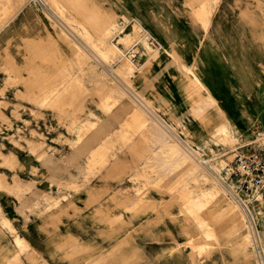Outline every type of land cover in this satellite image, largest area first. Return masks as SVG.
Returning <instances> with one entry per match:
<instances>
[{
    "label": "rangeland",
    "instance_id": "1",
    "mask_svg": "<svg viewBox=\"0 0 264 264\" xmlns=\"http://www.w3.org/2000/svg\"><path fill=\"white\" fill-rule=\"evenodd\" d=\"M241 149L264 153V0H0V264H264V208L253 234L200 163Z\"/></svg>",
    "mask_w": 264,
    "mask_h": 264
},
{
    "label": "built area",
    "instance_id": "2",
    "mask_svg": "<svg viewBox=\"0 0 264 264\" xmlns=\"http://www.w3.org/2000/svg\"><path fill=\"white\" fill-rule=\"evenodd\" d=\"M146 46L161 49L162 43L147 31ZM140 41L125 48L124 56L139 63L147 56V47ZM201 165L224 189L230 198L242 210L249 229L254 234L257 219L264 208V153H253L241 149L235 158L220 170L209 164V159L200 158Z\"/></svg>",
    "mask_w": 264,
    "mask_h": 264
},
{
    "label": "bare ground",
    "instance_id": "3",
    "mask_svg": "<svg viewBox=\"0 0 264 264\" xmlns=\"http://www.w3.org/2000/svg\"><path fill=\"white\" fill-rule=\"evenodd\" d=\"M50 2V1H49ZM219 4V3H218ZM80 10V9H79ZM81 11V10H80ZM87 11V10H86ZM85 16V15H84ZM55 19V18H54ZM58 23V22H57ZM63 26V25H62ZM83 26V25H82ZM63 28V27H62ZM64 30V29H63ZM68 31V30H67ZM68 34V33H67ZM69 35V34H68ZM71 35V34H70ZM70 37V36H69ZM73 39V38H72ZM75 40V39H74ZM85 41V40H84ZM87 42V41H86ZM78 44H80V43H78ZM91 46V45H90ZM92 47V46H91ZM93 48V47H92ZM107 48V47H106ZM165 51H168L167 49L165 50ZM81 52V51H80ZM84 52V51H83ZM159 53V52H158ZM158 53H156V55L158 54ZM80 55H81V53H80ZM83 55V54H82ZM78 56V55H77ZM113 56V55H112ZM87 58V57H86ZM90 58V57H89ZM125 62V61H124ZM124 62H123V64H124ZM80 63H82V62H80ZM84 63H85V61H84ZM123 64H122V68L123 69H125V71L124 72H122V73H127V78H129V80H130V77L131 76H129L130 74H132L133 72H134V70L131 68V67H123ZM125 65H127V64H125ZM83 66V65H82ZM88 66V65H87ZM129 66H130V64H129ZM85 71V70H84ZM91 75V74H90ZM126 76H124V77H126ZM129 76V77H128ZM90 77V76H89ZM125 79V78H124ZM92 80V79H91ZM127 81H128V79H126ZM86 81V80H85ZM107 85V84H106ZM84 86V85H83ZM105 86V85H104ZM131 86V85H130ZM115 88V87H114ZM130 88V87H129ZM104 91V90H103ZM118 91V90H117ZM57 92V91H56ZM89 92V91H88ZM105 92V91H104ZM123 92V91H122ZM132 92V91H131ZM108 93H110V92H108ZM120 93V92H119ZM138 93V92H137ZM86 95V94H85ZM110 95V94H109ZM108 95V96H109ZM113 95V94H112ZM122 95H123V93H122ZM58 96V95H57ZM111 96V95H110ZM109 96V97H110ZM119 96V95H118ZM85 97V96H84ZM113 97V96H112ZM111 97V98H112ZM59 98V97H58ZM113 99V98H112ZM111 100V99H110ZM114 100V99H113ZM75 105V104H74ZM132 105V104H131ZM76 106V105H75ZM74 107V106H73ZM149 107V106H148ZM108 108V107H107ZM132 108V107H131ZM135 108H138V107H135ZM76 109H77V107H76ZM69 110V109H68ZM140 110H138V112H139ZM72 112V111H71ZM134 112V111H133ZM142 113V112H141ZM148 114V113H147ZM219 117V116H218ZM220 118V117H219ZM122 119V118H121ZM126 119V118H125ZM128 119V118H127ZM127 119L125 120V121H127ZM133 119V118H132ZM79 121V120H78ZM140 121V120H139ZM222 121V120H221ZM224 121V120H223ZM134 122H136V121H134ZM138 123V122H137ZM146 123V122H145ZM215 123V122H214ZM125 124V123H124ZM129 124H130V122H129ZM152 124V123H151ZM121 125V124H120ZM155 125V124H154ZM89 126H90V124H89ZM89 126H88V128H89ZM95 126V125H94ZM93 126V127H94ZM128 126V125H127ZM139 126V125H138ZM143 126V125H142ZM156 126V125H155ZM113 127V126H112ZM132 127V126H131ZM221 127V126H220ZM87 128V129H88ZM138 128H140V127H138ZM225 128V127H224ZM84 129V128H83ZM90 129V128H89ZM131 129V128H130ZM129 129V130H130ZM158 129V128H157ZM126 130V129H125ZM135 130V132H136V134L138 133L137 131H136V129H134ZM133 130V131H134ZM140 130V129H139ZM92 131V130H91ZM128 131V130H127ZM81 132V131H80ZM130 132V131H129ZM135 132L134 133H132V134H135ZM82 133V132H81ZM121 133V132H120ZM120 133H119V135H120ZM89 134V133H88ZM91 134V133H90ZM123 134V133H122ZM127 134V133H126ZM83 135V134H82ZM85 135H87V134H85ZM144 135V134H143ZM162 135V134H161ZM126 136H128V135H126ZM132 136V135H131ZM92 137H94V136H92ZM103 137V136H102ZM130 137V136H129ZM128 138V137H127ZM138 138V137H137ZM141 138V137H140ZM144 138V137H143ZM152 138V137H151ZM83 139V138H82ZM125 139V138H124ZM130 139V138H129ZM146 139V138H145ZM123 140V139H122ZM138 140V139H137ZM143 140V139H142ZM92 141V140H91ZM147 141V140H146ZM93 142V141H92ZM123 142H124V140H123ZM157 142V141H156ZM136 144H137V142H135ZM140 143V142H139ZM147 143H148V141H147ZM159 143H160V140H159ZM164 143V142H163ZM162 143V144H163ZM176 143V142H175ZM81 144H83V143H81ZM87 144V143H86ZM157 144V143H156ZM90 145H91V143H90ZM163 147V146H162ZM168 147V146H167ZM135 148V147H134ZM164 148V147H163ZM100 150V149H99ZM170 150H172V148L170 149ZM104 152V151H103ZM164 152V151H163ZM168 152H169V149H168ZM179 152V151H178ZM102 153V152H101ZM175 153V152H174ZM177 153V152H176ZM93 154H95V153H93ZM142 154V153H141ZM145 154V153H144ZM147 154V153H146ZM145 154V155H146ZM140 155V154H139ZM148 156H149V154H147ZM171 155H174V154H171ZM144 157V156H143ZM151 157V156H150ZM182 157V156H181ZM174 158V157H173ZM172 158V159H173ZM181 159V158H180ZM101 160V159H100ZM140 161V160H139ZM149 161V160H148ZM102 162V161H101ZM109 162V161H108ZM117 162V161H116ZM177 162V161H176ZM113 163V162H112ZM145 163V162H144ZM178 163V162H177ZM178 165H181V164H178ZM149 166V165H148ZM194 166V165H193ZM189 168V167H188ZM196 168V167H195ZM152 169V168H151ZM144 170V169H143ZM133 175V174H132ZM147 175V174H146ZM136 176V175H135ZM132 177V176H131ZM147 178V177H146ZM208 178V177H207ZM161 180V179H160ZM211 180V179H210ZM159 181V180H158ZM186 182V181H185ZM183 185V184H182ZM178 187V186H177ZM180 187V186H179ZM171 191V190H170ZM175 193V192H174ZM231 210H232V212H234V213H236L234 210H233V208H231ZM189 213V212H188ZM239 220H241L240 219V216H239ZM242 221V220H241ZM244 222V221H243ZM242 222V223H243ZM244 225V224H243ZM246 242H248V241H246ZM246 244V243H245ZM178 244L177 243H171L169 246H167L166 248H165V252H164V255L165 256H174L176 253H177V251H178ZM104 258V257H103Z\"/></svg>",
    "mask_w": 264,
    "mask_h": 264
},
{
    "label": "crops",
    "instance_id": "4",
    "mask_svg": "<svg viewBox=\"0 0 264 264\" xmlns=\"http://www.w3.org/2000/svg\"><path fill=\"white\" fill-rule=\"evenodd\" d=\"M21 216V218L19 217V220H22V218H24V216H22V215H20ZM29 224L32 226L31 228H33L34 230L35 229H39V231L40 232H42L43 231V228L41 229V227L40 226H36V224H35V222L33 223V221L31 220L30 222H29ZM47 238V237H46ZM30 240V239H29ZM43 240H44V238H42V237H40L39 239H34L33 238V241H32V243L37 247V248H39L40 250H42V251H44V242H43ZM46 240V239H45ZM167 257V256H166ZM169 257V256H168Z\"/></svg>",
    "mask_w": 264,
    "mask_h": 264
}]
</instances>
